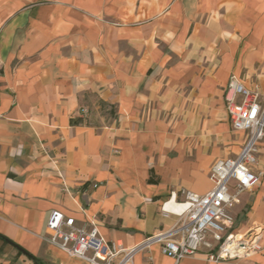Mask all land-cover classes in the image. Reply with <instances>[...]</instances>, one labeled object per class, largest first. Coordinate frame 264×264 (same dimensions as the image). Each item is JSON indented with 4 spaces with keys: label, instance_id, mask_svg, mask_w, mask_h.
Returning <instances> with one entry per match:
<instances>
[{
    "label": "crops",
    "instance_id": "crops-1",
    "mask_svg": "<svg viewBox=\"0 0 264 264\" xmlns=\"http://www.w3.org/2000/svg\"><path fill=\"white\" fill-rule=\"evenodd\" d=\"M0 60V264H88L46 241L53 212L132 248L240 153L225 90L235 76L264 98V0H0ZM256 172L240 233L264 228V140ZM149 256L264 264L176 263L160 244L135 264Z\"/></svg>",
    "mask_w": 264,
    "mask_h": 264
},
{
    "label": "built area",
    "instance_id": "built-area-1",
    "mask_svg": "<svg viewBox=\"0 0 264 264\" xmlns=\"http://www.w3.org/2000/svg\"><path fill=\"white\" fill-rule=\"evenodd\" d=\"M225 103L233 131L246 134L244 145L234 158L213 163L209 173L212 189L207 194L182 190L183 200L173 196L163 203L161 212L178 218L171 229L125 248L107 240L95 222L78 224L73 217L53 212L47 225L51 236L46 241L67 257L88 264H135L136 257L155 244H160L161 253L176 263L201 253L215 263L263 253L264 228L255 226L245 233L238 232L233 210L241 203L242 195L260 181L256 166L264 140V98L257 87L249 89L232 76L225 90ZM144 264H154L153 258L147 257Z\"/></svg>",
    "mask_w": 264,
    "mask_h": 264
},
{
    "label": "bare ground",
    "instance_id": "bare-ground-1",
    "mask_svg": "<svg viewBox=\"0 0 264 264\" xmlns=\"http://www.w3.org/2000/svg\"><path fill=\"white\" fill-rule=\"evenodd\" d=\"M169 207H170V206H166V209L169 210V209H170Z\"/></svg>",
    "mask_w": 264,
    "mask_h": 264
}]
</instances>
